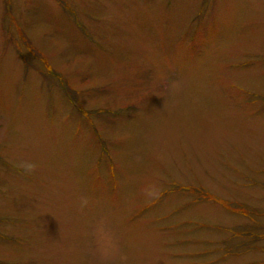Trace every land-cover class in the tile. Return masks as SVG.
I'll return each mask as SVG.
<instances>
[{
  "label": "rangeland",
  "instance_id": "rangeland-1",
  "mask_svg": "<svg viewBox=\"0 0 264 264\" xmlns=\"http://www.w3.org/2000/svg\"><path fill=\"white\" fill-rule=\"evenodd\" d=\"M101 217L126 264H264V0H0V264H98Z\"/></svg>",
  "mask_w": 264,
  "mask_h": 264
},
{
  "label": "clouds",
  "instance_id": "clouds-1",
  "mask_svg": "<svg viewBox=\"0 0 264 264\" xmlns=\"http://www.w3.org/2000/svg\"><path fill=\"white\" fill-rule=\"evenodd\" d=\"M175 86V85H174ZM25 175H31L37 165L24 161L18 166ZM142 195L146 199H156L159 192L154 185H149L142 189ZM89 204L86 196L80 198V210L83 211ZM92 237L94 242V254L98 259V264H126L127 257L124 255L117 243L116 236L108 225L106 218H99L93 225Z\"/></svg>",
  "mask_w": 264,
  "mask_h": 264
},
{
  "label": "flooded vegetation",
  "instance_id": "flooded-vegetation-1",
  "mask_svg": "<svg viewBox=\"0 0 264 264\" xmlns=\"http://www.w3.org/2000/svg\"><path fill=\"white\" fill-rule=\"evenodd\" d=\"M255 214V213H254Z\"/></svg>",
  "mask_w": 264,
  "mask_h": 264
}]
</instances>
